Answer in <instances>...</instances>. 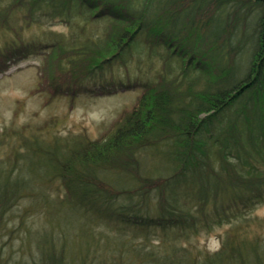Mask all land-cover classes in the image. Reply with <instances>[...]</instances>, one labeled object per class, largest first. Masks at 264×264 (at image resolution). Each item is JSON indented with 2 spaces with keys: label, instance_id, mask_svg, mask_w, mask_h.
<instances>
[{
  "label": "trees",
  "instance_id": "16d2710c",
  "mask_svg": "<svg viewBox=\"0 0 264 264\" xmlns=\"http://www.w3.org/2000/svg\"><path fill=\"white\" fill-rule=\"evenodd\" d=\"M13 7L24 10L23 26L59 19L77 30L23 40L8 17ZM0 26L15 32L0 64L43 52L41 80L55 74L54 63L70 75L55 94L74 93L138 42L147 55L165 45L163 59L184 69L167 80L158 72L150 85L167 86L145 87L102 137L12 145L10 160L0 159V228L23 197L30 201L21 209L37 208L43 221L30 227L19 212L17 242L28 257L12 256L1 239L0 264H264V237L237 224L210 253L179 243L208 204L217 222H229L248 215L225 204L264 193V0H10ZM141 150L151 151L152 167L142 166Z\"/></svg>",
  "mask_w": 264,
  "mask_h": 264
},
{
  "label": "rangeland",
  "instance_id": "374dc122",
  "mask_svg": "<svg viewBox=\"0 0 264 264\" xmlns=\"http://www.w3.org/2000/svg\"><path fill=\"white\" fill-rule=\"evenodd\" d=\"M9 1L0 0V7ZM23 12L24 10L19 7H13L8 15L17 31L16 34H19L23 40H42L43 38L47 40L55 34H62L67 39L72 32L77 30L59 19L49 22L43 20L39 24L23 26ZM14 34L15 32L0 26V48H3L4 44L8 43ZM158 47L160 53L147 55V46L144 43H136L130 55H128V51L119 54L122 59L115 58L109 65L96 70L94 74L85 78L77 86L74 93L70 94L51 92L55 84L70 78L68 73L58 70L55 63L50 66L55 74L49 77V81L41 80L39 71L45 60L43 52L34 51L19 60H7L5 61L6 68L0 64V69L4 68L0 71V159L5 160L4 158L8 157V153L12 155L10 148L13 144H29L33 138H36L38 144H47V142L70 144L75 138L95 139L107 134L111 127L113 129L118 125V119L121 118L125 109L134 103L143 89L151 83H157L158 72L164 73V80H167L174 73L180 75L184 72L175 57L170 58L169 56L168 61L163 59L169 51L165 45L160 44ZM196 47L200 48L201 46ZM163 61L168 66L166 67L168 71L167 69H164V72L161 70ZM164 80L158 86L152 87L151 84V92L166 87L167 83ZM224 135H226L225 131ZM141 152L144 153L145 151L141 150ZM149 154L152 155L150 150H146V153L143 154L146 156L143 160H147L142 163V166L145 164V168L152 167L149 163L152 156ZM7 160H10L9 157ZM57 185L59 183L54 180L45 187L50 197L57 193ZM29 201L28 197L21 198L17 202V206L14 205L13 209L8 211L5 218L6 227L0 228V240L11 241L9 246L14 249L12 256H16L20 252V254H25L28 257L27 251L23 252L26 246L18 247L17 241L20 239V234L25 232L17 225L16 216L19 212L23 215L24 222L26 221L25 223L30 227L43 221V216L39 217L37 208L33 207L27 211L21 209ZM236 203V205L234 203L225 204L224 207L236 208L238 205L247 212L248 217L234 216L228 222L225 220V216V218L220 219V222H217L219 219H217L213 207L208 204L205 208L207 211L203 214L199 213L195 230L190 231L186 237H180L179 243L189 245L190 250L194 253L197 251L213 252L218 249L226 232L229 231L228 228L233 224L240 226V230L244 229L248 237L258 235L263 238L264 193L261 197H252L248 200L247 205ZM34 221L35 224H33ZM13 226H17V230L9 232ZM242 227L243 229H241ZM135 234L139 238V230L135 231ZM137 238H135L136 241ZM31 250L34 252L35 247Z\"/></svg>",
  "mask_w": 264,
  "mask_h": 264
}]
</instances>
